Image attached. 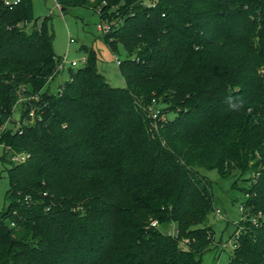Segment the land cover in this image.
<instances>
[{"label":"trees","instance_id":"obj_1","mask_svg":"<svg viewBox=\"0 0 264 264\" xmlns=\"http://www.w3.org/2000/svg\"><path fill=\"white\" fill-rule=\"evenodd\" d=\"M57 1L107 21L126 86L83 45L86 63L52 90L49 17L0 0V264H202L210 171L251 182L226 264H264V0ZM11 150L30 156L14 163Z\"/></svg>","mask_w":264,"mask_h":264},{"label":"rangeland","instance_id":"obj_2","mask_svg":"<svg viewBox=\"0 0 264 264\" xmlns=\"http://www.w3.org/2000/svg\"><path fill=\"white\" fill-rule=\"evenodd\" d=\"M13 1V0H12ZM151 2L154 0H145ZM35 17L42 19L49 17V29L53 32V48L60 59L63 68L51 83L52 90H57L60 84L69 79L71 62L77 61L78 68L82 65V59L87 53L81 49L83 45L94 48L98 54V70L104 74L107 81L114 87H125L126 81L122 75L118 57L124 58L125 52L121 48L119 52L110 49L104 39V32L99 25L104 21L100 14L90 7L76 6L67 11L56 7L53 0H33ZM71 39L74 41L71 42ZM161 106V104H160ZM163 106V105H162ZM173 116V112L167 111L164 117ZM20 118L19 109H15L12 120ZM1 156V149H0ZM213 180V192L215 195V210L209 215L207 224L214 229V246L203 255L202 264H226L234 249L236 232L241 229L242 209L246 195L245 188L250 186V181L245 180L249 175L229 178H221L216 171L207 173ZM10 186L7 171L0 163V213L7 206L6 192ZM220 210V214H217ZM161 229L168 234H177L176 223H167Z\"/></svg>","mask_w":264,"mask_h":264},{"label":"built area","instance_id":"obj_3","mask_svg":"<svg viewBox=\"0 0 264 264\" xmlns=\"http://www.w3.org/2000/svg\"><path fill=\"white\" fill-rule=\"evenodd\" d=\"M53 1L56 3V7H57L58 9H60V10L62 11V13H63V9H62L61 4H60L57 0H53ZM4 2H5V4H6L7 6L12 7L13 5H16L17 3H19L20 0H13V1H12V0H4ZM99 28H100L104 33H105L106 31H108V29H109V25H108L107 21H106V20L102 21V23L99 25ZM73 41H74V40L71 39V42H73ZM117 59H118V58H117ZM86 61H87V58L84 57V58L82 59V63L85 64ZM118 62H120L119 59H118ZM71 64H72L73 67L78 66V62L75 61V60L72 61ZM59 68H60V69L63 68L62 63H61V65L59 66ZM151 116H152V118H153L154 120H155V119H158L159 116H160V110H159V109H157V110H153V109H152V110H151ZM34 118H35V113H34V110H32L31 113H30V121L34 120ZM14 122L16 123V125L19 124V123H18V120L14 121ZM8 125H9L8 122H6V123L0 125V134L6 129V127H7ZM0 138H1V137H0ZM0 149H1V153H3L5 150H8V149L10 150V147L7 146L6 143L0 141ZM10 152H11L10 159H11V161L14 162V163L24 162V161H26V160L29 158V156H30L29 154L24 153V152H16V151H13V150H11ZM241 209L243 210V206H241ZM216 212H217V214H220V210H217ZM253 222L256 223V222H257V219H256V218L253 219ZM152 225H153V226H157V225H158L157 221H154V222L152 223ZM241 230H242V227H241V229H240L238 232H236V235L234 236L235 239H237V238L239 237V234H240V231H241ZM233 246H234V248L236 247L235 244H234Z\"/></svg>","mask_w":264,"mask_h":264},{"label":"water","instance_id":"obj_4","mask_svg":"<svg viewBox=\"0 0 264 264\" xmlns=\"http://www.w3.org/2000/svg\"><path fill=\"white\" fill-rule=\"evenodd\" d=\"M63 11H64V9H63Z\"/></svg>","mask_w":264,"mask_h":264}]
</instances>
